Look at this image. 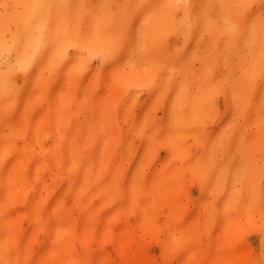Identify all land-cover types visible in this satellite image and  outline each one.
<instances>
[{"label":"rangeland","instance_id":"rangeland-1","mask_svg":"<svg viewBox=\"0 0 264 264\" xmlns=\"http://www.w3.org/2000/svg\"><path fill=\"white\" fill-rule=\"evenodd\" d=\"M223 1L0 0V264H264V0Z\"/></svg>","mask_w":264,"mask_h":264},{"label":"bare ground","instance_id":"bare-ground-1","mask_svg":"<svg viewBox=\"0 0 264 264\" xmlns=\"http://www.w3.org/2000/svg\"><path fill=\"white\" fill-rule=\"evenodd\" d=\"M143 1H144V0H143ZM143 1L140 0L139 3L143 2ZM146 1H147V0H146ZM151 1H153V0H151ZM169 1H170V0H169ZM169 1H168V0H165V2L171 4ZM199 1H200V0H199ZM222 1H223V0H222ZM162 2H163V0H162ZM171 2H172V1H171ZM185 2H186V1H185ZM191 2H192V0H191ZM212 2H213V1H212ZM223 2H224V1H223ZM158 3H159V1H158ZM158 3H157V4H158ZM152 4H153V2H152ZM163 4H164V3H163ZM163 4H158V6H159V5L161 6L160 11L162 10V8L165 9V7H166L165 5L163 6ZM224 4L227 5V1H225ZM224 4H223V5H224ZM182 5H183V4H182ZM160 6H159V7H160ZM162 6H163V7H162ZM182 7H184V5H183ZM192 7H193V6H192ZM197 7H198V5H197ZM141 8H142V7H141ZM150 8H151V6H150ZM194 8H196V7H194ZM227 8H228V7H225V9H227ZM142 9H143V8H142ZM153 9H154V8H153ZM153 9H152V10H153ZM155 9H156V7H155ZM155 9H154V10H155ZM152 10H151V11H152ZM154 10H153V11H154ZM153 11H152V12H153ZM160 11H159V13L161 14ZM162 11H163V10H162ZM156 12H158L157 9H156V11H155V15H156ZM225 12H227V14H228V11H225ZM225 12L223 11L222 14H223V13L225 14ZM148 13H149V12H147V14H148ZM145 14H146V13H145ZM147 14H146V16L144 17L145 19H146V17L149 16V15L147 16ZM151 14H152V13H151ZM165 14H166V13H165ZM222 14H221V16H222ZM224 14H223V15H224ZM137 15H138V13H137ZM137 15H136V16H137ZM153 15H154V14H153ZM155 15H154V16H155ZM219 16H220V15H219ZM228 16H229V19H230V16H231V15L229 14ZM151 17H152V16H151ZM151 17H149V19H150ZM161 17H162V16H161ZM104 18H105V17H104ZM135 18H136V17H135ZM231 18H232V17H231ZM102 19H103V18H101V20H102ZM124 19H125V18H124ZM145 19L142 18V21H141V20H140V21H141V22H144V24L146 25V24L149 22V19H147V20H145ZM202 19H203V17H202ZM206 19H210V18H206ZM222 19H223V18H222ZM263 19H264V18H263ZM101 20H100V21H101ZM104 20H105V19H104ZM150 20H152V19H150ZM256 20H257V19H256ZM260 20H261V19H260ZM145 21H146V23H145ZM152 21H153V20H152ZM211 21H212V19H211ZM221 21H222V20H221ZM226 21H227V20H226ZM257 21H258V20H257ZM61 22H62V20H61ZM103 22H104V21H103ZM105 22H106V21H105ZM133 22H134V21H133ZM207 22H210V21H206V20H205V23H206V24H207ZM233 22H235V21L233 20ZM249 22H251V21H249ZM149 23H150V22H149ZM235 23H237V22H235ZM235 23H234V25H235ZM252 23H256V21H253ZM8 24H9V23H8ZM122 24H123V22H122ZM222 24H223V23H222ZM145 25H144V26H145ZM236 25H237V24H236ZM250 25H251V23H250ZM250 25H249V26H250ZM256 25L259 26V23L257 22ZM13 26H14V25H13ZM75 26H76V25H75ZM101 26H103V25L101 24ZM101 26H100V27H101ZM116 26H117V25H116ZM118 26L120 27V25H118ZM144 26H143V27H144ZM237 26H238V25H237ZM237 26H236V27H237ZM57 27H58V26H57ZM97 27H98V26H97ZM100 27H98V28H100ZM150 27H151V26H150ZM236 27H235V28H236ZM226 28H227V27H226ZM229 28H230V27H229ZM229 28H227V29H229ZM238 28H239V27H238ZM250 28H252V27L250 26ZM256 28H257V27H256ZM11 29H12V28H11ZM33 29H34V28H33ZM105 29H106V28H105ZM143 29H144V28H143ZM231 29H232V30H230V31H231L232 34H233V33L235 34L234 30H235V31H236V30L238 31V29H234V26H232ZM233 29H234V30H233ZM245 29H246V28H245ZM248 29H249V28H248ZM248 29H247V30H248ZM259 29H260V27H259ZM37 30H38V29H37ZM54 30H55V29H54ZM102 30H103V29H102ZM120 30H121V29H120ZM144 30H146V29H144ZM96 31H97V30H96ZM99 31H100V29H99ZM118 31H119V29H117V32H118ZM121 31H122V30H121ZM263 31H264V30H263ZM37 32H38V31H37ZM100 32H101V31H100ZM102 32H103V31H102ZM227 32H229V30H228ZM242 32H243V31H242ZM259 32H260V31H259ZM259 32H258V33H259ZM60 33H61V32H60ZM103 33H104V32H103ZM119 33H120V32H119ZM119 33H118V34H119ZM145 33H146V32H145ZM248 33H249V32H248ZM248 33H247V34H248ZM54 34H55V33H54ZM121 34H122V33H121ZM261 34H262V33H261ZM100 35H101V33H100ZM122 35H123V34H122ZM258 35H259V34H258ZM29 36H30V35H29ZM29 36H28V37H29ZM37 36H38V35H37ZM114 36H115V35H114ZM144 36H145V35H144ZM7 37H8V35H7ZM100 37H103V36L101 35ZM106 37H107V36H106ZM106 37H103V38L105 39ZM108 37H109V36H108ZM108 37H107V38H108ZM116 37H117V36H116ZM118 37L120 38L119 35H118ZM246 37H247V35H246ZM258 37H259V36H258ZM22 38H23V37H22ZM103 38H101V39L103 40ZM107 38H106V39H107ZM112 38L114 39V37H112ZM112 38H111V39H112ZM101 39H100L99 41H101ZM108 39H109V38H108ZM108 39H107V41H108ZM113 39H112V40H113ZM122 39H123V37H122ZM128 39H130V38H128ZM128 39H127V40H128ZM246 39H248V37H247ZM29 40H30V39H29ZM43 40H45V39H43ZM112 40H111V41H112ZM148 40H149V39H148ZM258 40H259V39H258ZM10 41H11V40H10ZM90 41H91V40H90ZM103 41H104V40H103ZM120 41H121V39H120ZM128 41H129V40H128ZM28 42H29V41H28ZM101 42H102V41H101ZM121 42H123V41H121ZM61 43H62V42H61ZM67 43H68V42H67ZM94 43H96V42L94 41ZM97 43H100V42H97ZM102 43H103V42H102ZM111 43H112V42H111ZM245 43H246V42H245ZM89 44H90V43H89ZM127 44H128V43H127ZM127 44H126V45H127ZM252 44H253V43H252ZM27 45H28V44H27ZM64 45H65V43H64ZM70 45H73V44H70ZM87 45H88V41H87ZM90 45H91V44H90ZM90 45H88V47H89ZM104 45H105V44H104ZM120 45H121V44H120ZM247 45H248V44H247ZM249 45H251V44L249 43ZM249 45H248V46H249ZM253 45H254V44H253ZM66 46H67V44H66ZM97 46H102V45H101V43H100V45L97 44ZM105 46H106V45H105ZM107 46H108V45H107ZM107 46H106L105 48H107ZM256 46H257V45H256ZM31 47H32V46H31ZM90 47H91V46H90ZM93 47H94V46H93ZM245 47H246V46H245ZM254 47H255V46H254ZM257 47H258V46H257ZM26 48H28V47L26 46ZM62 48H63V46H62ZM62 48H61V49H62ZM105 48H104V49H105ZM20 49H21V48H20ZM58 49H59V48H58ZM249 49H250V47H249ZM251 49H252V48H251ZM253 49H254V48H253ZM77 50H79V49H77ZM119 50H121V48H120ZM246 50H247V48H246ZM258 50H259V48H257L256 51H254V50H253V51H254L255 53H257ZM30 51H31V50H30ZM98 51H99V50H98ZM4 52H5V51H4ZM4 52H3V53H4ZM56 52H57V51H56ZM56 52H55V55H57ZM246 52H247V51H246ZM254 52H253V54H255ZM5 53H6V52H5ZM24 53H25V52H24ZM133 53H134V52H133ZM137 53H138V52H137ZM191 53H192V52H191ZM248 53L251 54V52H248ZM258 53H259V51H258ZM25 54L27 55V53H25ZM25 54H23V55H25ZM28 54H29V53H28ZM53 54H54V53H52V55H53ZM77 54H78V53H77ZM98 54H99V53H98ZM246 54H247V53H246ZM259 54H260V53H259ZM26 55H25V56H26ZM52 55H51V56H52ZM104 55H106V54L104 53ZM192 55H193V53H192ZM257 55H258V54H257ZM27 56H28V55H27ZM59 56H60V54H59ZM59 56H58L57 58H59ZM80 56H82V55H80ZM132 56H133V55H132ZM138 56H141V55H138ZM248 56H249V55H248ZM252 56H254V55H252ZM20 57H21V56H20ZM102 57H103V56H102ZM242 57H244V56H242ZM21 58H22V57H21ZM99 58H100V57H99ZM252 58H253V57H252ZM252 58H251V59H252ZM23 59L25 60L26 58L23 57ZM148 59H149V58H148ZM247 59H248V58H247ZM52 60H53V59H52ZM52 60H51V61H52ZM146 60H147V59H146ZM149 60H150V59H149ZM149 60H148V61H149ZM248 60H250V59H248ZM53 61H54V60H53ZM151 61H152V60H151ZM149 62H150V61H149ZM158 62H159V61H158ZM151 63H152V62H150V64H151ZM155 63H156V62H155ZM155 63L153 62L152 64H155ZM159 63H160V62H159ZM52 64H53V63H52ZM54 64H55V62H54ZM155 65H156V64H155ZM157 65H158V63H157ZM247 65L249 66V64H247ZM252 65H253V63H252ZM18 66H19V65H18ZM150 66H151V65H150ZM150 66H149V67H150ZM248 66L246 67L247 70L245 69V65H244V68H243V69H245L247 72H248V70H249V73H250L249 75H252V74H251V71H253V70H252L251 67H250L251 69L248 68ZM254 66H255V65H254ZM254 66H253V67H254ZM256 66H258V65H256ZM19 67H20V66H19ZM172 67H173V66H172ZM172 67L170 66L169 70H170ZM258 67H259V66H258ZM258 67H255L256 69L254 68V70H257ZM209 68H210V67H209ZM23 69H24V68H23ZM174 69H175V68H173V70H174ZM250 70H251V71H250ZM171 71H172V70H170V72H171ZM176 71H178V70H176ZM211 71H212V70H211ZM242 71H243V72H242ZM242 71H241V73H244V72H245L244 70H242ZM152 72H153V71H152ZM201 72H204V70H203V71L201 70ZM227 72H228V71H227ZM254 72H255V71H254ZM255 73H256V72H255ZM171 74H172V73H171ZM244 74H245V73H244ZM185 75H186V74H184L183 76H185ZM169 76H170V73H169ZM183 76H182V78H183ZM227 76H228V75H227ZM239 76H241V75H239ZM243 76H244V75H243ZM12 79H13V78H12ZM219 79H220V78H219ZM181 81H185V80H184V79H182V80L180 79V82H181ZM233 81H234V80H233ZM233 81H232V82H233ZM167 82H169V81H166V83H167ZM235 82H236V81H235ZM181 83H182V82H181ZM217 83H218V82H217ZM223 83H224V82H223ZM237 83H238V82H237ZM8 84H10V83H8ZM178 84H179V83H178ZM182 84H183V83H182ZM184 84H185V83H184ZM227 84H228V83H227ZM232 84H233V83H232ZM10 85L12 86V84H10ZM230 85H231V84H230ZM236 85H238L237 88H239L238 90L240 91L242 87H241V86L239 87V83L236 84ZM241 85H242V84H241ZM8 86H9V85H8ZM183 86H184V85H183ZM215 86H216V85H215ZM215 86H214V87H215ZM244 86H245V85H244ZM188 87H189V86H188ZM227 87H228V86H227ZM182 88H183V87H182ZM182 88H181V90H182ZM184 88H185V87H184ZM189 88H190V87H189ZM228 88H229V87H228ZM235 88H236V87H235ZM196 89H197V88H196ZM210 89H211V87H210ZM212 89H213V88H212ZM215 89H216V88H215ZM230 89H231V88H230ZM242 89H243V88H242ZM173 90H174V89H173ZM184 90L186 91L187 89L185 88ZM238 90H237V91H238ZM178 91H179V89H178ZM185 91H183V93H184ZM209 91H210V90H209ZM229 91H230V90H229ZM237 91H236V92H237ZM239 91H238V92H239ZM242 91H243V90H242ZM259 91H260V90H259ZM212 92H213V90H212ZM240 92H241V91H240ZM210 93H211V92H210ZM230 93H231V92H230ZM184 95H185V94H184ZM193 95H194V94H193ZM232 95H233V94H232ZM181 96H183V95H181ZM181 99H182V98H181ZM192 100H193V99H192ZM182 102H183V101H182ZM182 102H181V103H182ZM181 105H183V104H181ZM180 107H181V106H180ZM177 111H178V110H177ZM193 111H194V110H193ZM197 113H198V112H197ZM197 113H196V114H197ZM200 113H201V112H200ZM177 114H178V113H177ZM178 116H179V115H178ZM199 116L201 117V115H197V118H199ZM177 118H180V117H177ZM194 118H195V116H194ZM203 119H204V118H203ZM180 120H181V118H180ZM203 121H204V120H203ZM229 133H230V132H229ZM218 136H219V135H218ZM226 136H227V135H226ZM226 136H225V137H226ZM219 137H220V136H219ZM213 139H214V138H213ZM226 139H227V138H226ZM215 140H216V138L213 140V143H214ZM223 140H224V139H223ZM210 142L212 143V141H210ZM215 142H218V141H215ZM213 143H212V144H213ZM218 143H219V142H218ZM218 143H217V144H218ZM214 144H215V143H214ZM220 145H221V144H220ZM227 145H228V143H227ZM227 145H225V146H227ZM235 145H236V144H235ZM223 146H224V144H223ZM213 147H216V145H213ZM211 149H212V148H211ZM71 150H72V149H71ZM71 150H70V151H71ZM73 150H74V149H73ZM73 150H72V151H73ZM213 150H215V149H213ZM213 150H212V151H213ZM224 150H225V148H224ZM235 150H237V149H235ZM72 151H71V152H72ZM216 153H217V152H216ZM211 154H212V153H211ZM211 154H210V156H211ZM221 154H222V153H221ZM231 155H232V154H231ZM56 156H57V155H56ZM77 156H79V155H77ZM212 156H213V154H212ZM228 156H229V155H228ZM235 156H236V155H235ZM218 157H220V155H219ZM225 158H226V157H225ZM234 158H235V157H234ZM228 159H229V158H228ZM215 160H216V159H215ZM225 160H227V159H225ZM207 161H208V160H207ZM217 161H219V160H217ZM217 161H216V162H217ZM227 161L229 162V160H227ZM249 161H251V157H250V160H249ZM202 162H203V161H202ZM205 162H206V161H205ZM221 162H222V161H221ZM198 163H199V162H198ZM200 163H201V161H200ZM208 163H210V162H208ZM232 163H233V162H232ZM251 164H252V163H251ZM196 165H197V163H196ZM198 166H199V165H198ZM210 166H211V164H210ZM210 166H208V167H210ZM253 166H254V165H253ZM212 167H213V165H212ZM68 168H69V166H68ZM204 168H205V167H204ZM66 169H67V167H66ZM206 169H207V168H206ZM210 170H212V169H210ZM200 171H201V170H200ZM202 172H204V171H202ZM205 172H206V171H205ZM252 172H253V171H252ZM206 173H207V172H206ZM212 173H213V172H212ZM204 174H205V173H204ZM250 174H251V173H250ZM251 175H253V174H251ZM255 176H256V175H255ZM211 177H212V176H211ZM253 178H254V177H253ZM245 179H246V178H245ZM252 182H254V180H253ZM251 184H254V185H255V183H251ZM249 185H250V184H249ZM246 187H247V186H246ZM251 187H252V186H251ZM248 188H249V187H248ZM256 188H258V187H256ZM196 190H197V189H196ZM249 190H250V189H249ZM249 190H248V191H249ZM242 191H243V190H242ZM252 192H253V191H252ZM254 192H255V191H254ZM256 192H259V191H256ZM256 192H255V193H256ZM255 197H256V196H255ZM253 201H254V200H253ZM204 202L206 203L205 200H204ZM207 203H208V202H207ZM207 203H206V204H207ZM209 203H210V202H209ZM235 203H236V201H235ZM211 205H212V204H211ZM235 205H236V204H235ZM245 205H246V204H245ZM212 206H213V205H212ZM212 206H211V207H212ZM213 208H214V207H213ZM212 211H213V209H212ZM212 213H213V212H212ZM213 214H214V213H213ZM213 214H211V216H212ZM260 214H262V213H260ZM207 215H208V212H207ZM263 218H264V217H263ZM205 221H206V220H205ZM206 223H207V222H206ZM204 224H205V222H204ZM207 224H208V223H207ZM259 225H260V224H259ZM257 226H258V225H257ZM167 227H168V226H167ZM185 227L188 229V226H185ZM204 227H205V226H204ZM191 228H192V227H191ZM250 228H251V227H250ZM241 229H242V228H241ZM251 229H253V228H251ZM171 230H172V229H171ZM184 230H185V229H184ZM194 230H195V229H194ZM253 230L256 231L255 228H254ZM175 231H176V229H175ZM182 231H183V230H182ZM190 231H191V230H190ZM250 231H251V230H249V232H250ZM180 232H181V230H180ZM174 233H175V232H174ZM185 233H186V231H185ZM178 234H179V233H178ZM190 234H191V232H190ZM170 236H171V234H170ZM170 236H169V241H170ZM262 236H263V234H262ZM189 237H190V236L188 235V238H189ZM259 237H260V236H259ZM189 239H190V238H189ZM257 240H258V239H257ZM262 240H263V239H262ZM260 242H261V240H260ZM180 243H181V242H180ZM182 243H183V242H182ZM182 243H181V244H182ZM184 243H186V242H184ZM262 243H263V242H262ZM178 244H179V243H178ZM182 245H183V244H182ZM260 245H261V244H260ZM178 246H179V245H178ZM183 246H186V245H183ZM258 246H259V244H258ZM174 247H175V246H174ZM174 249H176V248H174ZM261 251H263V250H261ZM255 253H256V252H255ZM261 253H262V255L264 254L263 252H261ZM186 254H187V253H186ZM256 255H257V254H256ZM101 258H102V257H101ZM153 259H154V257H153ZM153 261H154V260H153ZM155 261H156V260H155ZM155 261H154V262H155ZM199 261H200V260H199ZM255 263H256V262H255Z\"/></svg>","mask_w":264,"mask_h":264}]
</instances>
